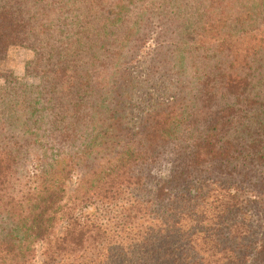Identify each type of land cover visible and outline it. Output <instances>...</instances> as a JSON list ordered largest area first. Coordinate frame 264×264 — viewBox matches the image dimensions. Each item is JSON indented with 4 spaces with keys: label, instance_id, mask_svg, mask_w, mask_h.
I'll return each mask as SVG.
<instances>
[{
    "label": "trees",
    "instance_id": "trees-1",
    "mask_svg": "<svg viewBox=\"0 0 264 264\" xmlns=\"http://www.w3.org/2000/svg\"><path fill=\"white\" fill-rule=\"evenodd\" d=\"M13 46L37 82L0 88V264H264V0H0Z\"/></svg>",
    "mask_w": 264,
    "mask_h": 264
},
{
    "label": "rangeland",
    "instance_id": "rangeland-1",
    "mask_svg": "<svg viewBox=\"0 0 264 264\" xmlns=\"http://www.w3.org/2000/svg\"><path fill=\"white\" fill-rule=\"evenodd\" d=\"M140 12L138 10H133L132 13H138ZM78 19L75 24H70V28H76L78 26H83L84 24ZM155 25L151 26L150 31L146 35V37L142 38L141 40L137 41L136 43V49L134 52V56L131 58L130 55L126 58V62L129 64V68L134 74V77L136 80L143 81L142 79L144 76L147 74L148 69H150L148 66L143 65V64H149L152 65L151 60L153 59L155 55V50L157 48V39L155 36V33L151 35V33L154 31ZM117 30L113 31H120L123 32L127 28L120 26L116 28ZM139 36H133L132 38L138 39ZM129 45L126 43L123 44V49L127 50ZM101 53L96 52V58H100V60H104L102 57H99ZM160 58V57H159ZM34 59V53L27 48L24 47H17L13 46L8 48V50L4 53L0 54V88L4 87L6 84V80L3 78L5 77H13L21 82H24L27 84V86H32L36 84V79L33 77L27 76L25 69H26V64L29 61H32ZM109 62V60L107 61ZM113 62V61H111ZM114 64V62L112 63ZM115 66V65H113ZM153 69L151 70L148 79H150L149 83L146 85L145 88L139 90V95L137 97L142 98L145 100V95H153L154 99H156V95L159 93V90L161 88V84L158 83V77L160 74L163 72L162 66L160 65V60H157L153 65ZM97 68V67H96ZM169 77V76H168ZM165 86H167V83H164ZM132 112H135L132 110ZM136 113V112H135ZM132 116L136 117V114H132ZM169 167L165 163H161L159 167L157 168V171H154V176L157 175V172H161V175L165 177V174L167 172V169ZM77 172L75 171V174L72 175L70 178L69 182L66 185V198L65 202H77L75 198V189L77 186ZM137 197H141L142 193L141 192H136L135 193ZM80 195V194H79ZM88 202V201H87ZM83 209V208H82ZM85 214H87L86 210L83 211ZM37 264H40V261L38 259Z\"/></svg>",
    "mask_w": 264,
    "mask_h": 264
}]
</instances>
